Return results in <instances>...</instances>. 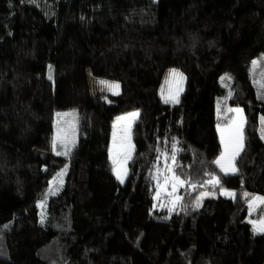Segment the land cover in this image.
Instances as JSON below:
<instances>
[{
    "label": "trees",
    "instance_id": "trees-1",
    "mask_svg": "<svg viewBox=\"0 0 264 264\" xmlns=\"http://www.w3.org/2000/svg\"><path fill=\"white\" fill-rule=\"evenodd\" d=\"M8 47L0 264H264V232L248 222L244 199L264 196V0H0V67ZM169 68L186 76L174 104L160 96ZM89 73L119 82L120 94L94 95ZM235 107L245 113L244 146L226 174L215 163L217 125ZM69 109L79 112L77 144L66 155L42 151ZM133 111L122 184L113 126ZM165 158L186 181L176 207L158 196ZM205 192L217 197L196 206Z\"/></svg>",
    "mask_w": 264,
    "mask_h": 264
},
{
    "label": "rangeland",
    "instance_id": "rangeland-1",
    "mask_svg": "<svg viewBox=\"0 0 264 264\" xmlns=\"http://www.w3.org/2000/svg\"><path fill=\"white\" fill-rule=\"evenodd\" d=\"M11 62H12V47H8L5 50V64H3L0 67V80L4 82L5 84L6 96L10 95ZM173 70H175L176 73L182 74V76L173 75ZM260 75L262 79L264 80V67H262ZM263 80L261 81L263 82ZM102 81L107 82V84L101 83ZM89 82L91 85L92 93L94 95L105 94L108 96H118L120 94L121 84L119 82H115V81L103 79V78H98V77L93 76L91 73H89ZM113 84H118L119 89H110L107 86V85H113ZM185 86H186L185 74L176 68H169L166 70L162 78V83L160 86V96L164 102L166 100L168 101L165 103L174 104L180 100L182 94L185 91ZM115 92H118V94H114ZM172 97H175V99H173ZM234 109H240L242 111L240 113L234 112L232 121L230 123L226 125H222V124L217 125L218 134H219L220 142L222 145V150H221V153L218 159H220L222 154L225 152V145L224 143H222V138H221V130L222 129L225 130L224 136H225V139H227V136H228L227 130L230 127H232L233 122L238 121L241 116L243 117L242 132H243V146H244V131L243 130H244V125H245V113L241 107H235ZM133 112H137L140 115L139 111H133ZM133 112H130V113H133ZM58 114H57L54 126H51L52 142L47 146H43L41 150L45 152H49V153L60 152L62 153V155H65L63 153L65 152L68 153L69 150L73 148L77 144V141L79 140V136H80L79 112L77 109H69V110L60 111ZM127 114L128 113H124L118 117H124V116H127ZM139 115L134 120H132L130 130H127V131L126 129H127L128 121L117 122L118 117L114 121L115 127L113 126L114 127L113 128V139L111 142L110 154L113 160H115L116 175H117V172H119L123 179V182H121V179H119V181L122 184L125 183L127 180V177L129 174V161L132 158L134 151H135V146H134V142L132 139V128H133L134 123L139 119ZM114 132L116 134L115 140H114ZM58 135L60 139H57L56 148H55L56 151H53L54 150L53 140ZM61 140H64V143H62ZM65 144L67 146H65ZM57 145H62V147L57 150ZM222 163H225L226 165V161H222ZM172 164H173L172 160L169 161L165 158L163 165L159 168V171L157 174L158 179H160L159 181L160 188H159L158 196L161 199V202L164 205H168V207H176L177 203H179V201L181 200V195L178 192L181 185L172 179L174 175ZM219 167L221 168L220 165ZM168 169H171V171H168ZM236 172L237 170L235 172L228 171L227 173L226 172L225 173L235 174ZM62 178H64V173L62 175ZM174 187H175V190H174ZM223 190H227V193H231V195L222 194V190H221V195H224V196L234 197L236 194V191L232 189L223 188ZM245 194H244V199L248 202L249 207H250V202L254 201V198H264V196L260 194H252V193H245ZM177 197H179L180 199L177 200ZM208 197H217V195L210 193V192H205V195L203 196L200 195L197 199V201L199 200L198 207H200L203 204L204 200ZM197 201L195 204L196 206H197ZM261 204L262 203L259 200H255V202L249 208V215H248L247 220L249 223H251L253 228H254L253 222L264 219V210L263 211L261 210L260 208Z\"/></svg>",
    "mask_w": 264,
    "mask_h": 264
},
{
    "label": "snow or ice",
    "instance_id": "snow-or-ice-1",
    "mask_svg": "<svg viewBox=\"0 0 264 264\" xmlns=\"http://www.w3.org/2000/svg\"><path fill=\"white\" fill-rule=\"evenodd\" d=\"M253 63L255 64L256 62L254 61ZM173 75H181L182 76V74L176 73L175 70H173ZM49 78H51V76ZM101 83L107 84V82H103V81ZM107 86L110 89H119L118 84L107 85ZM262 87H264V85H262ZM114 94H118V92H115ZM172 98L175 99V97H172ZM165 102H168V101L166 100ZM230 111L240 113L242 110L230 109ZM138 115H139V113H137V112L128 113L127 116L118 117L117 122L128 121L127 129H126V131H127V130H130L132 120H134ZM114 127H115V125H114ZM242 129H243V117L241 116L239 118V120L234 121L233 126L227 130L228 131L227 139H225V136H224L225 130L224 129L221 130V138H222V143H224V145H225V152L222 154L220 159L215 161V163L220 165L221 170L225 171L226 173L228 171L235 172L237 170L235 168L234 162L236 160V157L239 156L240 152L243 150V132H242ZM115 135L116 134L114 132V140H115ZM57 139H60L59 135L56 138H54V140H53V149L54 150L56 148ZM61 142L64 143V140H61ZM65 146H67V145L65 144ZM60 154H62V153L57 152V155H60ZM63 154L66 155L67 152H65ZM171 159L173 161H175V145H173V155H172ZM222 161H226V165H225V163H222ZM114 163H115V160H114ZM168 171H171V169H168ZM60 175L62 176L63 173H61ZM117 178L121 179V182H123V179H122L119 172H117ZM172 179L175 182L179 183L180 185H183L184 183H186V181L181 180L179 176L173 175ZM208 183H213L214 185L219 184V179L216 177H213L212 180L208 181ZM174 190H175V187H174ZM222 194L231 195V193H227V190H223V189H222ZM201 195L203 196V195H205V193H202ZM245 195H247V194H245ZM179 199L180 198L177 197V200H179ZM255 200H259L261 203H264V198H254V201L250 202V207L255 202ZM198 205H199V200L197 201V206ZM253 223H254V230L255 231L264 232V219L259 220V221H255Z\"/></svg>",
    "mask_w": 264,
    "mask_h": 264
}]
</instances>
